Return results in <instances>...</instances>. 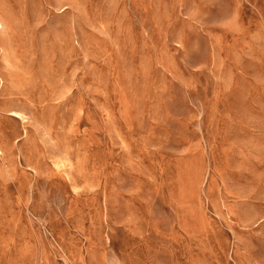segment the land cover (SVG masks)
I'll list each match as a JSON object with an SVG mask.
<instances>
[{"label":"rangeland","instance_id":"rangeland-1","mask_svg":"<svg viewBox=\"0 0 264 264\" xmlns=\"http://www.w3.org/2000/svg\"><path fill=\"white\" fill-rule=\"evenodd\" d=\"M0 264H264V0H0Z\"/></svg>","mask_w":264,"mask_h":264}]
</instances>
